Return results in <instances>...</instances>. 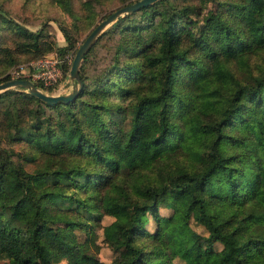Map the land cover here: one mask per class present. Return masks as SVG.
Wrapping results in <instances>:
<instances>
[{
    "label": "trees",
    "instance_id": "1",
    "mask_svg": "<svg viewBox=\"0 0 264 264\" xmlns=\"http://www.w3.org/2000/svg\"><path fill=\"white\" fill-rule=\"evenodd\" d=\"M53 1L64 41L0 4V81L76 50L92 0ZM104 32L74 99L0 91V264H107L98 237L109 264H264V0H155Z\"/></svg>",
    "mask_w": 264,
    "mask_h": 264
},
{
    "label": "rangeland",
    "instance_id": "2",
    "mask_svg": "<svg viewBox=\"0 0 264 264\" xmlns=\"http://www.w3.org/2000/svg\"><path fill=\"white\" fill-rule=\"evenodd\" d=\"M0 4L3 5L6 9L7 14L14 18L15 20L19 21L20 23L31 27V28H37L41 26L42 23H46L45 26L50 30V33L55 37L57 41H64V36L57 24V22L52 19L53 17L56 18H63L67 24L70 22L71 18L65 13L61 7H59L53 0H0ZM119 0H92V6L91 9L94 12L95 16L92 21V23H84L79 31L75 33V36L77 38L76 45H79L83 38L87 35L89 30L108 12L113 10L117 5H119ZM215 6V2L210 1L205 3L203 13L205 11L211 9ZM83 0H74V8L75 10L79 12H86V10L83 8ZM206 9V10H205ZM52 17V18H50ZM49 19V20H48ZM109 24L101 33L100 36H98L95 40V49L93 53L90 55L88 64L86 67L87 72L90 74H95L99 72V70L107 65L111 61V54L114 47L115 38H117V35H113L112 37H109L104 31H106L111 25ZM9 30L6 29L5 33H7ZM10 43V41H8ZM94 42V43H95ZM75 50H66L62 52L58 51H51L48 52L44 56H57V57H63L64 62V69L68 71L65 67L71 63V59L74 55ZM42 56V57H44ZM33 58L27 55H24L21 57V60L9 65L6 72L9 73L13 68L22 66L25 71H29L35 61H37L39 58ZM82 63V62H81ZM81 65V64H80ZM38 87H40L42 90L46 92H65L68 91L71 87L70 80H68V73L65 75L64 78H62L60 81L55 83L54 85H51L49 87L45 86L42 83H37ZM10 88H14L17 90L26 91V89L22 86L16 85ZM28 92V91H27ZM162 211H166L164 208H161ZM110 219L109 216H104L103 222H106ZM192 226L197 229L200 232H204V228L202 225L197 224L193 220L191 221ZM149 227H153V222L150 220L148 222ZM99 231V229H98ZM98 241H100V248L99 252L97 253L98 258L103 259L107 264L110 262L111 257V251L107 248L106 244L101 241V237H98ZM64 260H62L59 263L56 264H63ZM175 264H181V261L176 258L174 259ZM87 264H96V260L93 258H89L87 260Z\"/></svg>",
    "mask_w": 264,
    "mask_h": 264
},
{
    "label": "water",
    "instance_id": "3",
    "mask_svg": "<svg viewBox=\"0 0 264 264\" xmlns=\"http://www.w3.org/2000/svg\"><path fill=\"white\" fill-rule=\"evenodd\" d=\"M155 0H133L127 2L119 7L108 12L103 16L87 33L83 38L81 43L77 46L74 55L71 59V63L68 69V80H70V89L65 92H46L42 90L38 85L29 78L26 77H10L6 80L0 81V91L19 85L43 101L48 103H55L58 101L68 102L74 99L81 88L83 87V80L80 77L79 69L84 54L89 49V47L95 42L96 38L100 33L112 22H114L119 16L129 13L143 5L150 4Z\"/></svg>",
    "mask_w": 264,
    "mask_h": 264
},
{
    "label": "built area",
    "instance_id": "4",
    "mask_svg": "<svg viewBox=\"0 0 264 264\" xmlns=\"http://www.w3.org/2000/svg\"><path fill=\"white\" fill-rule=\"evenodd\" d=\"M64 58L55 56H44L33 64L29 71H25L22 66L15 67L9 71L11 77H26L37 83H42L49 87L67 75L64 69Z\"/></svg>",
    "mask_w": 264,
    "mask_h": 264
}]
</instances>
